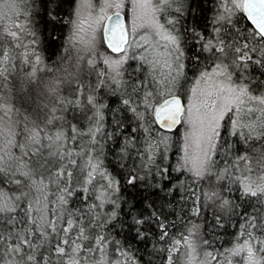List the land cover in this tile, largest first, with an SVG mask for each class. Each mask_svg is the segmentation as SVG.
Segmentation results:
<instances>
[{
	"label": "snow or ice",
	"instance_id": "obj_1",
	"mask_svg": "<svg viewBox=\"0 0 264 264\" xmlns=\"http://www.w3.org/2000/svg\"><path fill=\"white\" fill-rule=\"evenodd\" d=\"M127 2L131 5L130 24L119 11L125 7V0H104L98 14H93L90 0H81V9H89V38L85 40L79 35L85 32L83 20L76 33L80 42L94 47L99 32V43L117 54V58L103 59L107 72L102 74L104 78L97 87L121 93L122 108L118 111L124 113V119L113 115L112 123L118 138L126 137L121 158L133 161L126 184L136 187L139 182L140 186L161 194L163 201L181 191L182 176L187 175L193 184L207 183V190L200 188L199 195L192 189V212L199 216L202 208L215 206L219 212L214 219L220 226V214L235 212V208L215 189L220 187L219 182L231 180L237 185L240 198L249 202L236 213L243 220L237 242L217 253L205 251L199 264H232L234 258H240V264H264V165L253 168L248 156L242 155L237 160L244 163L245 169L239 176L233 174L234 164L226 162L222 169L217 167L221 162L217 157H224L226 147H232L226 137H236L245 143L264 139L253 135L256 126L246 122L256 112L264 114V94L256 95L253 91V85L264 89V80L244 75L250 65L264 71V0H219L211 35L192 30V43L199 45V49L190 59L198 64L201 54L207 53L208 64L191 79V87H187L188 71L195 69H186L183 62L181 36L175 28L178 21L165 15L179 0ZM3 4L15 10L19 0H0V6ZM109 8L118 11L106 15ZM14 14L22 15L18 11ZM5 16L0 11V23ZM141 30L146 34L139 35ZM3 35L12 47L25 49L26 63L31 56L39 62L35 39L24 42L29 39L26 25L15 22L3 29ZM3 43L0 39V45ZM10 62L9 50L0 47V77H4ZM85 99L94 113V126L86 133L70 127V137L63 131L49 134L26 124L17 132L11 118L13 110L0 106V264H88L91 254L105 253L109 240L97 229L116 219L120 197L114 194L120 188L97 159L96 150L102 138L113 134L102 131V110L107 106L94 95ZM253 104L255 107L250 106ZM59 119L46 117V125ZM256 120L264 126V120L258 117ZM181 128L183 131L179 132ZM174 132L180 135L177 149L180 155L175 165L171 162L174 153L169 135ZM18 135L23 137L22 142ZM85 136L89 139L81 144ZM77 157L83 160L82 165ZM74 175L82 178L81 186H76ZM184 191L187 194V189ZM77 193L85 207H72ZM105 205H110L111 211L104 212ZM152 220L159 231V241L168 239V225L155 212L148 219L133 217L136 237L146 238L140 226ZM187 233L164 249L168 253L167 264H181L182 248L189 249L183 264H195L198 245L194 237L200 236V226L188 227ZM199 246L210 248L212 243L200 237ZM116 251L127 255L120 249ZM97 264H105L103 255Z\"/></svg>",
	"mask_w": 264,
	"mask_h": 264
},
{
	"label": "trees",
	"instance_id": "obj_2",
	"mask_svg": "<svg viewBox=\"0 0 264 264\" xmlns=\"http://www.w3.org/2000/svg\"><path fill=\"white\" fill-rule=\"evenodd\" d=\"M20 4H22L23 9L13 10L9 4H6V7L9 9V16H13L14 19L17 17L14 14L16 11L22 13L20 15V22L24 20L28 28L29 41L35 39V53L40 57L39 62H36L34 56L32 58L34 61L32 70L34 81L38 78L45 79L60 69L67 59L72 29L71 22L76 0H19V7ZM2 6H0V10ZM178 7L181 9L180 12L175 11ZM218 13L219 0H180L165 14L168 18L178 21L175 28L181 36V47L184 51L183 62L186 64V69H195V72L188 71L190 78L188 85L191 84V79H194L195 75L205 69L208 64L207 53L201 54L198 64L190 59L197 54V50L199 49V45L192 43L191 32L195 30L196 32L203 33L205 36L211 35L213 20ZM4 23L2 25L0 23V39L4 40V43L0 47L6 49L9 48V43L3 35ZM10 51H12L10 52L11 62L6 67L8 70H13L20 66V58H18L14 48ZM129 63L132 64V62ZM125 67L127 68L128 65H125ZM6 73H4V76ZM24 75L26 74L24 73ZM244 75L264 80V71L255 65H250ZM3 81L4 77H0V97L3 93ZM99 83L98 70L92 69L89 72L86 69H82L70 88L67 85L63 86V91L59 95L61 97L60 103L55 98L53 101L49 100L51 102L49 103L52 105L50 108L56 109L55 112L51 113L50 117L56 116L61 119L54 120L52 125H44L45 131L47 133L49 131V134L55 131H63L66 136L70 137L72 135L70 127L73 126L79 133H86L89 125L91 123L94 124L92 120L94 113L87 106L85 97L87 95H94L99 103L107 106L102 110L104 114V127L102 131L104 133H112L113 135L110 138L101 139V145L96 150V157L102 163L103 168L119 182L120 191L114 195L120 197L118 200L120 207L116 209V219L108 220L103 229H97L98 232H102L109 240L105 253H93L89 260L97 261L103 255L106 263L113 262V264L115 261H119L120 264H167L165 257L168 253L164 249L171 247L173 240L179 239L182 235L186 236L188 234L187 228L194 224H199L201 237L208 239L212 243V247L207 248L209 251L217 253L231 248L237 242L240 225L243 223L242 218L236 213L246 208L249 203L247 200L240 198L237 185L229 179L219 182L220 187H217V190L222 193L224 198L230 200L235 208V212L225 211L220 214V226L217 225V221L214 219L215 215L219 212L218 209L211 211V207H206L201 209L199 216L193 215L194 201L191 197V191L192 189H196L197 195H199V189L203 186L202 184H193L187 175L181 177V181H183L181 191L163 201L160 198L161 194L140 186L139 182L136 187L127 185V173L133 161L128 157L121 158V148L126 137L118 138L115 125L112 123L113 115L119 119H124V113L118 111L122 108L120 104L121 93L116 92L113 94L107 89L98 88L97 85ZM23 84L25 85V83ZM34 86L36 87V83ZM253 91L256 95L264 94V89H260L256 85H253ZM37 94V88H35V93L29 96L28 99H34L35 109H43L41 118H44L45 121L46 113L49 110L45 108L43 102L38 101ZM77 100L80 101L79 104L76 103ZM61 103L63 104L62 108ZM250 106L255 107L254 104ZM71 112L80 115V118L78 120L71 118ZM257 117L264 120V114L256 112L254 116L250 115L246 122L253 123L256 126V132L253 135L257 137L264 136V126L259 125L256 120ZM132 127H136V124L132 123ZM169 135L172 137V152L174 153L171 162L175 165L180 155L177 151L180 147V136L178 132L170 133ZM226 138L232 147L230 149L226 147V155L224 157H217L221 161L217 166L218 168L222 169L225 167L226 162L234 164L233 174L234 176H239L245 169L244 163L237 160V157L242 155L248 156L253 168L256 167L258 169L261 165H264V139H250L245 143L242 139L236 137ZM88 139L85 136L80 140V143L84 144ZM254 146H258L257 152L254 151ZM131 155L134 157L135 152H132ZM73 179L76 181L77 187L81 186L82 178L74 175ZM185 189H187V194H185ZM78 197L79 193L73 198L72 207H85ZM88 202L91 203L92 199L90 198ZM162 203L163 207H161ZM103 211H111V206L105 205ZM153 212L168 225V239L165 241H159L158 239L159 231L155 226V220L140 226L145 232V239L141 240L135 235L134 229L136 226L134 225L133 217L143 216L148 219ZM173 224L175 227L172 226ZM117 249L126 252L127 255H119L116 251Z\"/></svg>",
	"mask_w": 264,
	"mask_h": 264
},
{
	"label": "rangeland",
	"instance_id": "obj_3",
	"mask_svg": "<svg viewBox=\"0 0 264 264\" xmlns=\"http://www.w3.org/2000/svg\"><path fill=\"white\" fill-rule=\"evenodd\" d=\"M90 2L94 10L93 14H98L100 12L101 7L104 4V0H90ZM16 9L18 10L23 9L22 4H20V7L18 5V8ZM0 11L6 13V16L3 20V23L5 22L4 23L5 26L3 27L8 28L14 23V21L17 22V20H19V23L25 25L24 20L20 22L21 19L20 16L16 17L15 19L13 16L11 17L9 16L10 12L9 9H7L6 7V4H3ZM115 11H118V9L109 8L105 10V14L109 15ZM119 11L125 14L126 23L130 24L131 5L127 2V0H125V7L123 9H120ZM89 19H90L89 9L87 7L81 9V0H76L75 10L71 22L72 29L70 32L67 59L65 60V63L61 66L60 69H58L54 74H52L49 77H46L45 79L38 78L35 79L34 81V73L32 71L34 66L33 64L34 61L32 60L33 56H31L29 58V62L26 63L24 61V56H23V53L25 52L24 48H15L12 47L10 44H9V48H6L7 50H9V52H12L10 50L14 48V50L18 55V58H20V66L14 68L13 70H8L6 75L4 76V81L2 83L3 93L0 97V106H5L13 110L11 113V118L16 125L17 132L20 131L21 125H25V124L28 128L38 127L45 130L44 125L46 124V119L44 121V118H41L42 116L41 112L43 109L42 108L35 109L34 99L33 98L31 100L28 99L29 96L35 93V88H37L38 101L43 102L45 108L49 110L48 113H46V117L48 119H52L50 115L53 111L50 108V106L52 105L50 104L51 102L49 100L53 101L55 98L57 99V102L60 103L61 97L59 95L63 91L62 90L63 86L67 85L69 86L68 88H70L71 85L73 84L74 79L80 74L82 69H86L89 72L92 69L98 70L99 78L101 81L104 78L102 74H106L107 72V66L103 63V59L106 57L117 58V54L111 53L106 47H104L99 43V38H100L99 32H97L96 34L97 43L94 47L82 43L80 42V40L76 38L77 25L80 23L81 20L85 21L83 25L85 32H81L79 35L83 37L85 40L89 38L87 35ZM3 23H1V25ZM145 34L146 33L143 32L142 30L139 32V35H145ZM147 34L151 35L150 32ZM24 42L26 44L29 43V39L25 40ZM28 51L31 52V49H28ZM89 60L93 61V63L89 64L88 63ZM132 65L135 67V63L132 62ZM24 73L26 75H24ZM23 83H25V85ZM35 83H36V87L34 86ZM187 87H191V84H189ZM70 117L78 120L80 118V115L71 112ZM5 123H9V121H5ZM93 126L94 124L91 123L89 125V128ZM182 131H183L182 128L179 129V132ZM17 139L20 140L21 142L23 141V137L20 135L17 136ZM255 148L257 149L258 146L253 147L254 151L257 152L258 149L256 150ZM13 152L16 155H19V152L16 149H13ZM77 159L80 160L82 165L83 160H81L80 158ZM202 186L204 190H207V183L202 184ZM215 190L218 191L217 188ZM214 209H218V208H216L215 206L211 207V211H213ZM200 237H201V232H200V236L194 237L198 245L197 252L195 254L197 257L195 264H199L200 260L204 258L203 253L205 251H209L207 248L199 246ZM188 252L189 249L187 248L181 249V252L179 254V260L181 264H183L184 259H186V255ZM236 259L232 261V264H240V258H236ZM98 261H100V259L97 261L89 260L88 264H97ZM105 264L108 263L105 262Z\"/></svg>",
	"mask_w": 264,
	"mask_h": 264
},
{
	"label": "water",
	"instance_id": "obj_4",
	"mask_svg": "<svg viewBox=\"0 0 264 264\" xmlns=\"http://www.w3.org/2000/svg\"><path fill=\"white\" fill-rule=\"evenodd\" d=\"M114 13V12H113ZM113 13L109 14V15H112ZM121 16L124 18L125 22H126V16L123 12H121Z\"/></svg>",
	"mask_w": 264,
	"mask_h": 264
}]
</instances>
